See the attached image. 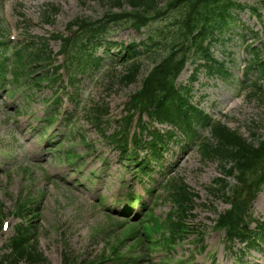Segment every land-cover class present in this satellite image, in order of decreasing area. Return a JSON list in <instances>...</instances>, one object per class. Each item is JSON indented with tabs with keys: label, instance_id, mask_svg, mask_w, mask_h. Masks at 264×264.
Instances as JSON below:
<instances>
[{
	"label": "rangeland",
	"instance_id": "1",
	"mask_svg": "<svg viewBox=\"0 0 264 264\" xmlns=\"http://www.w3.org/2000/svg\"><path fill=\"white\" fill-rule=\"evenodd\" d=\"M242 2L247 7L254 5V0ZM124 8L129 10L127 5ZM110 9L109 2L104 0H0V20H5L2 27L16 40L13 44L29 36L50 39L57 65L64 55L60 54L61 41L51 35L67 33L68 23L76 17L98 20ZM261 10L258 18L249 9L238 11L240 32L236 29L233 37L225 39L224 46L214 49L215 56L227 62L233 82L208 80L201 72L195 83L194 98L213 120L254 139L264 137V100L250 93V88H242L240 80L250 53L244 42L258 45L264 41V8ZM112 11L121 12V9ZM112 28L109 40L129 44L141 39V32L128 26ZM255 33H261L263 40H256ZM98 53L106 58L104 47ZM142 63L136 82L130 85L121 80L127 68L104 60L106 68L79 82L73 95L66 76L54 88L46 85L33 94L21 88L12 95L9 90L15 87L9 82L5 89L0 88V218L4 221L0 256L7 252L15 226L32 220L38 251L45 258L43 264H132L129 258L138 260L139 264L234 263L233 254L224 242V230L216 225L219 214L231 205L209 188L221 176L218 157L204 159L196 144L186 148L171 144L164 155V169L155 172L156 185L151 186L156 188L153 198L121 166L119 152L113 144L124 132L120 125L125 116L132 115L134 119L130 134L138 131L134 122L140 115L129 113L126 102L152 69V60L144 58ZM193 69L194 66L188 65L179 82L187 83ZM250 77L254 78L255 74ZM57 92L61 97L60 113L62 116L69 113L73 122L66 127L58 121L46 129L44 119ZM75 96L80 98V106L72 102ZM95 109L107 111L99 123L93 118ZM201 135L210 136V133L204 129ZM176 182L180 183L179 187L174 185ZM170 183L179 194L187 187L193 196L187 214L175 203L171 188L158 187ZM129 193L150 203L154 211L148 220H154L156 227L144 223L134 228V218L122 217L120 210L127 207ZM243 197L247 198L241 193L237 200ZM140 201L129 209L132 214L143 213ZM251 211L257 217H264V189L253 201ZM151 228L154 231L148 230ZM140 230L145 242L137 245L131 236ZM147 230L152 237L149 244ZM168 235L172 237L170 241L163 242ZM246 260L248 264H264V250L253 252Z\"/></svg>",
	"mask_w": 264,
	"mask_h": 264
},
{
	"label": "trees",
	"instance_id": "2",
	"mask_svg": "<svg viewBox=\"0 0 264 264\" xmlns=\"http://www.w3.org/2000/svg\"><path fill=\"white\" fill-rule=\"evenodd\" d=\"M104 1L109 2L111 9L100 20L76 18L71 22L70 30L75 27L80 30L73 41L71 37L55 36L63 39L64 50L70 53L67 71L71 82H77L80 75L88 76L102 66L103 58L96 56L95 52L103 44L106 39L104 36L113 22L130 25L137 30L146 28L147 37L140 43L130 44L125 48L121 46L123 50L118 54V62L128 67L121 79L122 83L129 85L136 81L141 69V60L138 58L146 55L152 60L153 68L143 80L138 105L152 121L171 124L191 138L194 135L192 128L197 124L204 125L206 116L190 103V86L178 85L177 79L188 62L194 66L193 78L200 71H204L208 77L217 76L225 81L231 77L227 62L217 59L212 49L224 46L225 39L233 37L239 25L237 12L246 9L247 5L240 0ZM254 1L255 4L248 8L252 14L260 17L264 0ZM126 5L130 7L129 10L124 8ZM113 8H119L121 12H113ZM6 32L0 20V80L3 82L10 75L13 83L22 81L23 85L38 87L49 77L45 73L32 75L34 70H43L51 60L47 43L36 42L31 47L23 46L9 55ZM106 45H110L109 49L118 46L114 42H107ZM261 49L264 51V46ZM259 50V47L252 48L251 62L248 63L246 73H256L255 81L250 83L256 86L254 93L264 100V89L259 85L264 81V59ZM104 111L106 110L96 109L93 113L94 120L100 121ZM147 129L150 127L144 130L151 139L147 143L138 139V147L148 151V159L158 161L168 137L173 133L169 130L163 133ZM215 135L216 143L207 142L202 145L204 156L214 154L213 156L220 157L222 174L225 176V179L218 178L214 181L216 187L213 190L229 198L237 194L240 188L239 192H246L250 201L254 200L264 185V139L248 140L225 125L216 127ZM117 147L122 152L123 160L132 159L130 161L137 165L135 168H138L141 175L149 176V162L143 164L136 157L127 156V142L118 143ZM226 179H234V186ZM143 206L146 207L145 204ZM232 213L238 219L234 214L220 218V223L228 228V239L231 242L237 239L254 248H257L255 242L262 244L264 222L257 220L255 228L250 229L253 220L251 215H247L245 203L238 205ZM238 223L241 226L239 228ZM34 233L32 224L18 225L8 247L10 251L0 258V264L42 263L45 259L38 251Z\"/></svg>",
	"mask_w": 264,
	"mask_h": 264
}]
</instances>
